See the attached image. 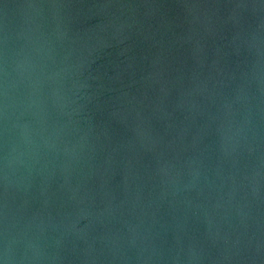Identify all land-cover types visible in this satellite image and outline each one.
Here are the masks:
<instances>
[{
  "label": "water",
  "instance_id": "95a60500",
  "mask_svg": "<svg viewBox=\"0 0 264 264\" xmlns=\"http://www.w3.org/2000/svg\"><path fill=\"white\" fill-rule=\"evenodd\" d=\"M0 264H264V0H0Z\"/></svg>",
  "mask_w": 264,
  "mask_h": 264
}]
</instances>
